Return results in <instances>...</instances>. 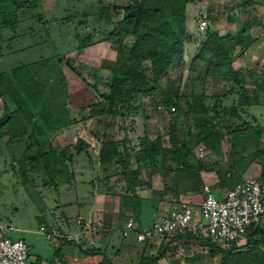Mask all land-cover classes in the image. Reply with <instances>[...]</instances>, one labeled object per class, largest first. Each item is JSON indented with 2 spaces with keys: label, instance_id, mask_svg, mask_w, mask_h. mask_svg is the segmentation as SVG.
<instances>
[{
  "label": "trees",
  "instance_id": "trees-1",
  "mask_svg": "<svg viewBox=\"0 0 264 264\" xmlns=\"http://www.w3.org/2000/svg\"><path fill=\"white\" fill-rule=\"evenodd\" d=\"M190 2L194 0H126L118 22H113L100 4L98 10L90 15L97 20L101 30L107 33L105 37L94 40H91V33L82 37L77 31L86 23L83 12L85 5H82L83 10L75 25L78 49H83L91 42L103 40L116 43V59L107 77V91L97 93L94 90L100 80V67L89 66L83 61L64 55L40 58L0 70V100L3 102L0 140L9 149L25 137L32 140L11 163L17 167L22 180L27 182L29 169L43 170L48 176V183L54 186L56 192L61 191L63 194V188L71 189V179L74 177L72 160L82 151L87 154L89 143L84 137L76 136L70 146L53 147L40 139L46 141L49 134L56 133L63 127L74 126L78 122L105 114L121 117L144 114L140 101V93H144L152 101L159 99L162 111L172 114L166 130L169 145L162 144V135L159 133L154 139L143 134L139 137L140 148L135 157L123 149L126 139L99 141L97 159L99 168L108 174L107 178L112 170H118L122 166L127 185H134L139 181L138 175L144 168L159 167L162 157L167 154H170L176 169L197 173L201 168L200 164L203 165V159L198 158V169L190 161L193 150L191 138L195 135V142L201 143L210 155L216 157L211 170L217 174L218 187H234L242 180L243 172L256 156L262 158L259 180L264 183V131L259 125L249 123L242 115L247 114L253 106L264 107V103L259 100V91H264V63L258 72L253 69L238 71L233 65L239 52L250 47L264 33V17H259L255 9H252L256 5L255 0H244L243 6L249 7L250 12L239 23L234 35L227 33L222 36L206 28L204 39L190 67L197 76L188 78L189 91H173L169 87H161L158 81L171 67L176 66L175 58L184 52L187 33L186 5ZM67 9H72V17L76 15V8L68 6ZM44 14L41 0H0V59L15 53L17 49L14 44L32 30L28 27L17 31V27L30 20L40 24ZM228 21L237 22L232 11ZM105 23H110V26L103 27ZM86 75L97 81L92 83ZM199 80L202 88L197 91L194 81ZM149 81L154 85H150ZM209 83L213 87L221 84V93L216 89L209 96L204 88ZM249 83L252 88L248 87ZM234 89H237L236 102H227L217 108L216 104L209 106L206 103L211 98H215L218 103ZM156 90L160 94L159 98L155 94ZM210 108L214 109L213 113H210ZM181 116L189 121L183 137L179 135ZM194 128L197 130L194 131ZM224 139L229 142L231 151L228 154V150L223 151ZM1 152L0 146V157ZM130 157L137 162L135 168L130 166ZM87 158L91 160L88 155ZM78 217L86 218L79 214L72 219L80 229V224L76 222ZM44 226L48 229L56 228L64 235L68 233L58 226ZM99 229L92 235L97 234ZM241 235L231 242H213L208 237L191 234L164 235L167 239L160 245L159 250L156 253H141L137 264H159L164 257L171 258L172 264H180V256L185 264H204L200 261L199 253L189 257L185 246L180 247L177 243L171 245L174 240L181 239L194 240L200 246L207 245L211 256L219 253L221 258L216 264H264V219L257 225L248 227ZM7 237L18 239L9 235ZM46 240L53 244L50 257L45 259L49 264H70L63 253L64 247L70 245L80 248L86 256L100 254L101 261L98 264H111L103 249L94 243L89 245L83 237L79 244L65 236ZM25 243L29 255V244L27 241ZM218 243H223L224 247L217 246ZM41 260L37 256L35 262H29L37 264Z\"/></svg>",
  "mask_w": 264,
  "mask_h": 264
},
{
  "label": "rangeland",
  "instance_id": "rangeland-1",
  "mask_svg": "<svg viewBox=\"0 0 264 264\" xmlns=\"http://www.w3.org/2000/svg\"><path fill=\"white\" fill-rule=\"evenodd\" d=\"M243 1L244 0H194V2H190L186 5L187 33L184 42V52L182 55L175 58L174 62L176 66L171 67L168 73L158 81L161 87H169L173 89V91L177 89L180 91H189L190 83H188V78L192 79L197 76L196 72L190 70L191 62L198 51L201 41L204 39V30L209 28L211 31L217 32L222 36L227 33L234 35L239 28V23L243 22L250 12L249 7L243 6ZM255 1L256 5L252 9H255L257 15L263 18L264 0ZM125 2L126 0H41V10L45 13L41 23L39 24L30 20L17 27V31L27 29L28 27H31L32 30L14 44L17 49L15 53L0 59V70H7L20 63L31 62L40 58L64 55L65 57H73L78 61H83L89 66L100 67L101 71L98 72L100 80L94 90L97 93L107 91L109 87L107 77L116 59V43L110 40L98 41L96 43H90L89 41V45L79 50L77 46L78 42L75 37L77 30L75 29V25L77 18L81 15L83 10L82 5H85L83 12L86 23L85 26H81L82 29L79 28L77 31L82 37L91 33L93 35L91 40L105 37L107 31L101 30L102 28L97 24V20H95L90 13L98 10L101 4L108 12L110 19L113 22H118L121 17L122 5ZM68 6L76 8V15L74 17L71 16L72 9H70V11L67 9ZM231 11L236 15L238 23L228 21V16ZM201 19L206 21V27L200 31L198 30V23ZM109 26L110 23H105L103 25L105 28ZM60 56L57 57L58 61ZM263 63L264 33L250 47L239 52L238 56L233 61V65L238 71H250L253 69L258 72L262 69ZM146 65H149V63L146 62ZM78 70L83 72L80 68H78ZM86 77L92 83L97 81L87 75ZM149 84L154 85L152 81H149ZM194 84L197 91L202 88L201 80L194 81ZM251 86L252 84L249 83L248 87L252 88ZM204 88L209 96L212 95L216 89L219 93L222 91L221 84L213 87L209 83ZM226 88H228V86ZM236 91L237 89H234L229 96L221 98V101L218 103L215 98L208 99L206 103L209 106H215L214 104H216L217 106L215 107L217 108L227 104V102H236ZM155 94L159 98L160 94L157 90ZM259 100L264 103V91H259ZM140 101L144 108V114L140 113L136 117H131L130 115L121 117L120 115L105 114L96 118H90L85 122H78L74 126L63 127L58 132L49 134L48 138L46 137V141H44L43 138H41L40 141L46 145L51 144L53 147H63L70 146L75 141L76 136L84 137L90 146L86 149L88 151L87 154L85 151H82L81 154L73 158L71 168L74 177L71 179V182L83 180L85 181L84 183H86L85 185L88 186V189L92 190L93 184H90L88 181L92 180V182H95V174L98 171V139L100 141L105 139H127L132 140L133 143H138L139 141L137 139L141 135L151 134L152 136L149 137L154 139L156 138V132H158L162 135V144L169 145L166 130L168 120L172 114L168 115L162 111L163 108L159 99L152 101L148 95L140 93ZM2 104L3 102L0 100V114L2 112ZM262 107L263 106H253L248 110L247 114L243 113L242 115L249 123L259 125L264 131V107ZM213 111L214 109L210 108V113H213ZM179 120V135L183 137L189 125V121L182 116ZM196 130L197 128H194V131ZM191 139L192 142L195 141L196 136L194 135ZM31 141L30 138L25 137L22 141L10 146L9 149L5 148L3 140H0V146L2 147L0 157V221L9 220L12 221L15 227L25 226L28 229H37L38 231L40 222L64 221V217L62 216L64 212L68 214L69 218H72V216L74 217L76 215L77 208L74 207L75 204L73 205L72 202L68 204V206L55 205L58 191L56 193L54 186L48 183V176L43 170L36 171L34 169H29L27 182H25L17 171V167L11 165L12 160L19 157L25 150L26 145L31 143ZM139 148L140 147H138V149ZM229 148V142L224 139L223 151L225 152L228 150V154L231 151ZM250 150L249 148V152ZM194 153H196L195 148ZM87 155L91 157V160H88ZM203 155L204 149L200 146L198 149V156L203 157ZM168 156H170V154H168ZM205 157L207 158V156ZM206 158L205 160L208 161ZM261 165L262 158L258 156L254 157L247 171L243 173L244 176L248 175L259 179L261 175ZM244 176L242 177L244 178ZM87 183H89L90 186ZM61 195L62 201L67 203V199H65L66 196L63 194ZM73 196V193L68 195L71 200L74 198ZM0 235L6 236V232H0ZM23 235H25L26 241L30 243L28 255V260L30 262H35L37 260V254L40 251H42L40 254L45 256L50 253L49 251H52L53 244L46 240L45 235L36 232L32 234L23 233ZM243 235L240 237H243ZM165 237L158 236L156 239H159V241L163 243L167 239H165ZM35 238L37 239L35 240ZM182 241L183 240H174L177 244L182 243ZM122 243L125 244L124 248L126 250H131L129 257H123L126 252H124L125 250L123 248H119V245ZM190 243L189 241L185 244L187 249L186 254L189 257L199 253L201 255L200 261L204 264H216L220 260L221 257L219 253L213 256L209 255L210 253H208L207 245L200 246ZM101 246L103 250L106 251L105 254L107 257H109L110 261L114 264H137L138 260L135 261L133 257L134 251L132 249L135 246L142 248L146 247L147 243L138 242L135 238V233L130 234L127 238H123L122 234L116 231L112 235L104 236ZM217 246L224 247V244L218 243ZM116 248H119L121 251V257H114ZM171 260V258L165 257L160 264H172ZM178 261L180 264H185L182 256L178 258Z\"/></svg>",
  "mask_w": 264,
  "mask_h": 264
},
{
  "label": "crops",
  "instance_id": "crops-1",
  "mask_svg": "<svg viewBox=\"0 0 264 264\" xmlns=\"http://www.w3.org/2000/svg\"><path fill=\"white\" fill-rule=\"evenodd\" d=\"M157 134L158 132H156V135ZM149 136L152 135L150 134ZM137 140L139 141V138ZM98 141L100 140L98 139ZM195 141L192 142L193 154L190 158L192 165L198 169V158H204L202 162L203 165L200 164L201 168L198 169L197 173L195 172L192 174L189 172V170L181 171L176 169L173 162L171 164L170 156L167 154L162 157V160L160 161L161 165L159 167L157 166L152 169L144 168L138 175L139 181L134 185L131 184V186H128L126 176L121 170L122 166H119L118 170H112L111 174L109 173L110 175L107 178V173L99 168L98 163V171L95 174V182H92V180L88 181L90 184H93L92 190L88 189V186H86V183H84L85 181L76 180V182L72 183L73 186L71 189H62L63 195L66 196L65 199H67V203L62 201V192L58 191L55 199V205L62 206L61 203L63 202L62 204L68 206V204L72 202L73 205L75 204L74 207L77 208L76 215L80 214L84 218L93 219V221L99 225V232L95 235H90L89 233L84 232L82 237L85 239H87L89 236L92 237L94 240L93 243L100 249H103L101 245L103 244L104 236H108L110 234L112 235L114 232L118 231L122 234L123 238H127L130 234L135 233L134 231H126V234H124V221L130 212L133 214L135 219V229L143 230L148 228L156 219L168 213L174 200H185L197 211L203 197L201 188L204 184L210 185L213 192L217 196H221L228 187H218L217 174L211 170L212 162L214 159H216V157L210 155L208 151L204 149L201 143L199 144ZM198 146L203 147L205 152L204 155L207 156V158L204 155L203 157L198 156ZM138 147L139 142L133 143L132 140L126 139L125 147H123V149L132 153L133 156L135 155L136 157V152L139 150ZM194 148L196 153H194ZM205 158L208 161H206ZM225 158L226 157H223V159ZM129 161L132 168L137 166V162L132 157H130ZM111 168L113 169V167ZM246 171L247 169L244 172ZM242 176H244V174H242ZM246 176L248 175H245L244 177ZM89 183L87 184L89 185ZM71 193L74 194V198L72 200L70 197H68V195ZM65 215L68 214L66 212L63 213L62 216L64 217V221H43L40 222L38 226L43 224L53 225L60 227L62 230L68 233H78L80 229L72 220L76 215L74 217L72 216V218H69V216H67V218ZM1 222L10 223L12 225L13 229L6 232V235H9L10 237L13 236L14 238H22L26 241L25 235H23V233H38L37 229L31 230L25 226L15 227L12 221L9 220ZM36 239L37 238H35V240ZM181 240H183L182 243H178V245H181L180 247H182V245L185 246V244L189 241L191 242L190 244H195L194 240ZM161 243L162 242L159 241V239L155 238L153 241L147 242L146 247L142 248L135 246L132 249L134 251V256H132L136 261L139 259L141 253L150 254L157 252ZM28 244L30 246V243ZM173 244H176V242L173 241L171 245ZM70 246L64 247L63 250L64 256L67 258L70 264H98L101 261L100 254L86 256L82 254L80 248ZM124 247V243L119 245V248H123L125 250L124 252H126L123 257H129L131 250H126ZM119 248L115 249L118 251H115V258L122 256ZM52 251H49L50 253L46 256L40 254V252H42L40 251L37 256L41 257L42 260L38 264H49L45 259L50 257ZM163 259H165V257L159 261V264ZM111 264L114 263L111 262Z\"/></svg>",
  "mask_w": 264,
  "mask_h": 264
},
{
  "label": "built area",
  "instance_id": "built-area-1",
  "mask_svg": "<svg viewBox=\"0 0 264 264\" xmlns=\"http://www.w3.org/2000/svg\"><path fill=\"white\" fill-rule=\"evenodd\" d=\"M205 27L206 21L201 19L198 30ZM201 192L203 197L197 211L185 200H174L168 213L140 231L135 229V220L130 212L124 221V234L134 231L135 238L142 242L153 241L158 236L185 234L208 237L213 242H231L248 227L264 219V183L254 177L242 178L221 196H217L208 184L202 186ZM76 222L80 224L78 233L64 235L56 228L48 229L44 225H40L38 232L47 239L65 236L79 244L83 231L92 235L99 229L91 218L78 217ZM11 229L10 223L0 221V232ZM86 242L93 244L94 240L89 236ZM28 259V247L24 240L0 235V264H31Z\"/></svg>",
  "mask_w": 264,
  "mask_h": 264
},
{
  "label": "clouds",
  "instance_id": "clouds-1",
  "mask_svg": "<svg viewBox=\"0 0 264 264\" xmlns=\"http://www.w3.org/2000/svg\"><path fill=\"white\" fill-rule=\"evenodd\" d=\"M205 153V152H204ZM257 179V178H256ZM259 180V179H258ZM260 181V180H259ZM235 186V185H234ZM211 187V186H210ZM212 189V188H211ZM213 191V190H212Z\"/></svg>",
  "mask_w": 264,
  "mask_h": 264
},
{
  "label": "water",
  "instance_id": "water-1",
  "mask_svg": "<svg viewBox=\"0 0 264 264\" xmlns=\"http://www.w3.org/2000/svg\"><path fill=\"white\" fill-rule=\"evenodd\" d=\"M59 60H60V58H59Z\"/></svg>",
  "mask_w": 264,
  "mask_h": 264
}]
</instances>
